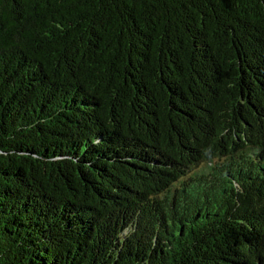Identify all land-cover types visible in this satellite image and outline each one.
I'll return each instance as SVG.
<instances>
[{
    "label": "trees",
    "instance_id": "1",
    "mask_svg": "<svg viewBox=\"0 0 264 264\" xmlns=\"http://www.w3.org/2000/svg\"><path fill=\"white\" fill-rule=\"evenodd\" d=\"M0 264H264V0H0Z\"/></svg>",
    "mask_w": 264,
    "mask_h": 264
}]
</instances>
